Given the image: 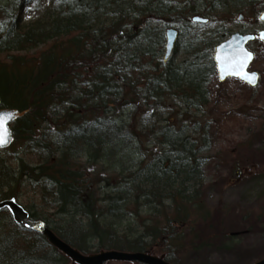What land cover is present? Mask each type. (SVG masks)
<instances>
[{"label": "trees", "instance_id": "trees-1", "mask_svg": "<svg viewBox=\"0 0 264 264\" xmlns=\"http://www.w3.org/2000/svg\"><path fill=\"white\" fill-rule=\"evenodd\" d=\"M34 1L0 0V106L29 110L12 125L13 145L0 152L17 149L0 158V201L23 203V188L31 187L44 214L34 216L32 205L29 220L43 219L82 254L155 251L179 264L173 255L185 239L178 231L205 219V160L194 135L216 77L215 37L224 30L184 41L187 25L195 15L254 18L264 0H48V21L22 27L19 13ZM170 19L184 25L176 50L186 59L176 65L161 56ZM168 98L196 122L178 126ZM129 218L138 227L119 230ZM194 237L188 247L206 246ZM67 263L44 236L0 221V264Z\"/></svg>", "mask_w": 264, "mask_h": 264}, {"label": "rangeland", "instance_id": "rangeland-1", "mask_svg": "<svg viewBox=\"0 0 264 264\" xmlns=\"http://www.w3.org/2000/svg\"><path fill=\"white\" fill-rule=\"evenodd\" d=\"M2 1L8 4L12 0ZM48 8V0L32 2L19 13L21 26H30L36 20L48 21ZM260 12L257 11L256 16ZM226 16L224 13H218L212 15L211 20L208 17L210 22L207 25H187L188 35L184 41L196 37L207 39L218 27H224L215 37L220 43L229 37L227 32L254 33L264 27V24L256 21L257 17L238 22V16ZM169 24H172V28L184 27L181 21L175 19H170ZM156 27L159 29L157 33L163 29L162 26ZM248 49L255 54L250 71L260 74L257 87L251 89L236 79L219 83L216 77L207 85L209 104L198 117L201 128L194 135L205 160L200 168L199 197L206 207V213L204 220L195 218L194 225L178 231L185 243L182 248L176 249L173 258L180 264H253L264 257V44L251 43ZM175 55V65L186 59V55L179 49ZM178 103L179 100L175 98L167 100L172 109L169 115L174 118V122L178 126L189 119H192L190 123L196 122L193 112L184 114L187 115L186 118L181 117L184 112ZM160 113L161 118H169L165 111ZM202 136L206 142L201 139ZM16 151L17 149L0 153V158L11 157ZM22 152L23 150L19 155H22ZM83 160L77 161L76 164L82 167ZM8 165L12 169L16 167L13 161ZM90 168L87 167L92 170ZM97 169L101 170L100 167ZM23 190L25 197L23 203L20 202L21 205L25 209L33 205V215L42 216L44 209L31 187H24ZM141 216L145 221L146 217L143 214ZM10 219L11 214L4 210L0 221L6 225ZM37 220L44 221L38 218ZM132 220L129 218V222L124 221L119 225V230L125 229L128 223L129 231L136 229L138 222L134 224ZM195 235L203 238L205 242L208 241L206 246L196 250L188 247V241L194 239Z\"/></svg>", "mask_w": 264, "mask_h": 264}, {"label": "water", "instance_id": "water-1", "mask_svg": "<svg viewBox=\"0 0 264 264\" xmlns=\"http://www.w3.org/2000/svg\"><path fill=\"white\" fill-rule=\"evenodd\" d=\"M260 22H264V12L259 17ZM192 22L207 24L208 21L196 17L192 20ZM261 33H264L262 30L260 33L257 34V38L260 39ZM166 41H165V52H164V62L168 61L172 56L173 50L175 48V42L178 37L177 31L174 29H168L166 32ZM255 35H241V34H233L229 37L227 41L224 43L219 44L214 50V58L213 62L216 65V72L219 78V82H224L227 79L237 78L236 75L231 74L228 69L231 67V64L235 62V60L239 59L241 54L247 51L246 46L254 41ZM264 41V40H263ZM251 54V58L246 60V66L242 69V71H246L248 73V68L252 64L253 60V53ZM255 73V72H252ZM256 74V79L254 84H250L245 82V80L239 79L244 83L250 85L251 87L256 86L259 75ZM0 112L11 113L14 115V119L8 122L7 124V142L0 146V150H5L9 147L14 138L12 137V131L10 125L15 122L17 119L23 118L27 113V111L19 112L18 110H0ZM1 209H8L10 214H12L13 221L19 225L29 228L30 230L34 229L39 232L41 235H44L47 243L51 245L54 249H57L58 252L69 259V264H120V263H127V264H171L165 261V256H157L156 254H149V253H138V252H118L114 250H100L98 253H90L87 255L81 254L77 249L75 250L69 244L64 243L56 234H53L49 229L46 227L39 228L33 222H29L28 214H26L25 210L21 205L16 203L14 200L3 201L0 202V210ZM254 264H264V258Z\"/></svg>", "mask_w": 264, "mask_h": 264}, {"label": "snow or ice", "instance_id": "snow-or-ice-1", "mask_svg": "<svg viewBox=\"0 0 264 264\" xmlns=\"http://www.w3.org/2000/svg\"><path fill=\"white\" fill-rule=\"evenodd\" d=\"M260 39L264 40V33H261ZM250 58L251 54L245 51L241 54L239 59L235 60V62L231 64L228 71L231 74L236 75L237 78L243 79L247 83L254 84L256 74L242 71V69L246 66V60ZM14 118V115L11 113L0 112V146L7 142V124Z\"/></svg>", "mask_w": 264, "mask_h": 264}, {"label": "bare ground", "instance_id": "bare-ground-1", "mask_svg": "<svg viewBox=\"0 0 264 264\" xmlns=\"http://www.w3.org/2000/svg\"><path fill=\"white\" fill-rule=\"evenodd\" d=\"M87 254H89V253H87ZM86 255V254H85Z\"/></svg>", "mask_w": 264, "mask_h": 264}]
</instances>
